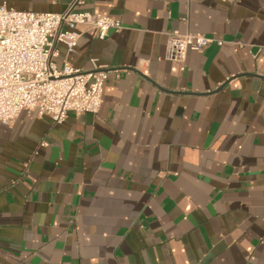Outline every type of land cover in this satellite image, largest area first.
<instances>
[{"label":"crops","instance_id":"obj_1","mask_svg":"<svg viewBox=\"0 0 264 264\" xmlns=\"http://www.w3.org/2000/svg\"><path fill=\"white\" fill-rule=\"evenodd\" d=\"M71 0H0L63 12ZM98 113L0 124V264H264V0H84ZM215 39L184 61L169 34ZM223 41L219 44L218 41ZM61 67L66 48L58 44Z\"/></svg>","mask_w":264,"mask_h":264},{"label":"built area","instance_id":"obj_2","mask_svg":"<svg viewBox=\"0 0 264 264\" xmlns=\"http://www.w3.org/2000/svg\"><path fill=\"white\" fill-rule=\"evenodd\" d=\"M84 0H71L63 12H30L0 4V124L13 123L24 109L36 110L55 123L66 121L70 112L98 113L103 104L104 84L118 70L98 65L92 69L72 64L86 25L106 38L123 28L121 20L77 7ZM215 39L203 33L173 31L166 58L184 61L190 49L204 51ZM219 44L223 41L219 40ZM58 44L66 48L60 67Z\"/></svg>","mask_w":264,"mask_h":264}]
</instances>
